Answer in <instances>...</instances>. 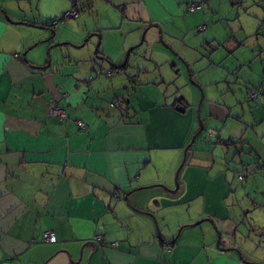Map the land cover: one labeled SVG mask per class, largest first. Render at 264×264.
I'll return each mask as SVG.
<instances>
[{
  "label": "crops",
  "instance_id": "1",
  "mask_svg": "<svg viewBox=\"0 0 264 264\" xmlns=\"http://www.w3.org/2000/svg\"><path fill=\"white\" fill-rule=\"evenodd\" d=\"M194 3L202 8L189 12ZM74 4L84 10L52 24ZM216 6L209 0H0V264L256 263L233 244L235 234L229 249L218 248V235L230 232L227 218L214 232L202 225L203 217H215L211 208L195 216L185 208L188 215H181L192 188L189 168L179 185L165 176L162 158L165 117L187 103L180 97L165 104V93H148L165 81V68L190 69L181 53L202 44L194 34L208 28L207 20L203 45L214 48L208 58L218 56L212 66L220 79L204 121L216 127L244 120L246 137L231 140L238 131L231 126L217 145L228 143L245 173L252 164L264 176V106L248 99L250 87L264 91V0L248 6L229 0L225 20L233 23L223 36L215 29ZM180 34L192 48L180 43ZM231 58L241 60L228 64ZM159 97L163 104L152 100ZM51 104L68 119L50 115ZM174 189L182 191L171 202ZM255 220L249 228L264 234V222ZM46 231L54 243L44 240ZM95 235L103 237L99 245Z\"/></svg>",
  "mask_w": 264,
  "mask_h": 264
},
{
  "label": "rangeland",
  "instance_id": "2",
  "mask_svg": "<svg viewBox=\"0 0 264 264\" xmlns=\"http://www.w3.org/2000/svg\"><path fill=\"white\" fill-rule=\"evenodd\" d=\"M241 1L244 2L246 6L252 3V0ZM209 2L213 6L215 4L217 5L215 9H217L218 17L215 19V24L218 23V25L215 29L218 31V34H220V36H223L225 33L229 35L231 33L229 25L233 23V19L231 18H228L229 20L227 19V21L225 20V14L231 7L228 6L229 0H209ZM206 7L207 6H204L203 9ZM253 19L255 18L250 20ZM205 23H208V28L205 26L206 30L204 29L194 34L197 38L199 37L198 39H202L200 41L202 44L199 45V47H195L193 51L189 52L184 49L181 53L183 57L188 58L186 60L187 65H185L190 67V69L188 70L185 67V72L182 70L181 72H177V69L170 70L169 68H165V81L163 83H158L157 81L152 88L148 89V93L152 95H155L157 92L165 93V97H169L168 99L170 100L166 101L165 98V104L172 103L176 100L179 102L180 97L187 103L186 110L183 112L176 110L177 106L173 107L177 115L171 117V120L165 117V155L162 158V161L165 162V176L168 177L170 181L171 179L175 180L176 177L179 185H183L181 181L183 170L189 168L187 179L190 178L188 184L192 188L188 189L187 193L185 192V198H183L185 201H181L182 204H184L179 206L182 208L181 215H188L186 210H189L188 213L195 216L198 212L206 211L211 208L210 211H212V213L209 214L215 217H203L202 220H205L202 222L203 227L207 226L206 223H208L214 232H216V230L219 232V224L222 220L225 221V218H227L226 224L229 226L228 230H230L228 235H219L218 248L229 249L231 247L232 234H235L232 241L233 244L236 247H244L246 257H256L255 264H260V262L264 264V234L263 232L261 234L258 232L259 230L257 231L255 228L254 230L249 228V226L254 223L253 221L255 219L257 223L264 222V176H261V173L255 171L254 165L252 164L248 165L250 169L245 173L244 167L241 166L242 163H238L237 154L235 158L237 162L235 159L232 160V147L226 146L224 142H221V146H219L216 142V140H226L225 133L230 132L233 127L238 128V131L235 129L233 133L230 132L229 136H234L231 140L234 138H242L241 136L244 138L247 136L250 127L240 123L244 120L240 121L238 126L237 124L232 125L231 122H228L226 125L217 124L215 127V123L211 125L208 119L206 118V121H204L205 117H203V108L205 107L204 105L207 104V98L216 100L214 95L216 92L215 84L220 79L219 77L214 79L215 71L213 72L214 66H212V64L216 62L218 56L215 54L210 60L208 58L211 52L210 50L213 51L214 48H212V46L203 45L205 39H203L202 36L205 35L206 31L210 28V23L207 20H205ZM252 24H254V22H250V25ZM247 29L251 30L253 34L256 33V31H252V27H247ZM237 34L238 33L235 32L234 36ZM180 35H176V38L181 40L180 43L183 44L184 42V47L192 48L191 42L184 41L183 36ZM173 46L178 49L176 43ZM125 58L126 54L124 55L123 61ZM191 59L193 60L191 61ZM262 59V55L255 58L258 62H261ZM239 60L241 59L231 58L228 64H236ZM253 63V65H256V61ZM216 70L220 71L219 68ZM212 74L213 77H211ZM152 79L154 82L158 80L156 76H152ZM127 85L130 86L131 84L127 83ZM203 92L205 93V97H203ZM152 100L158 102L157 104H163L164 102L160 97L153 98ZM231 102L232 101H230V103ZM247 102L248 101H245L246 104H243V107L245 106L244 109L248 107ZM245 117L246 115L244 119ZM240 119H242V115H240ZM249 119L251 120V117L248 118L247 116V121ZM168 130L167 136L166 132ZM172 132H174L173 135ZM177 142H179V148L176 147L178 146ZM247 155L248 154L243 153V163H245L244 161L246 160L244 159ZM244 179L245 183H243ZM176 187L177 186H175V189ZM175 189L173 191L171 190V192L175 194L174 196L170 194L171 202H175L181 195L182 189L179 190L180 192H178V194ZM202 214V216H205L204 213ZM244 215H247V219ZM198 229L199 228H195L192 232L198 231ZM186 231L189 230L186 229L185 232H182V238L188 233ZM240 258L244 260L243 257L240 256Z\"/></svg>",
  "mask_w": 264,
  "mask_h": 264
},
{
  "label": "built area",
  "instance_id": "3",
  "mask_svg": "<svg viewBox=\"0 0 264 264\" xmlns=\"http://www.w3.org/2000/svg\"><path fill=\"white\" fill-rule=\"evenodd\" d=\"M195 9H197V7H195V6H190L188 8L189 11H194ZM64 16L65 17H70V16L74 17V16H76V12L74 10H70L67 13H65ZM198 29L199 30H203L204 29V25L199 26ZM13 56L15 58H19V54L18 53H15ZM96 73H98V71ZM108 74L110 75V72H108ZM248 97L253 102H259L260 101V102L263 103L264 91L260 87H251L249 89V91H248ZM110 106L111 107L117 106V99L113 100L110 103ZM263 106H264V103H263ZM49 114L52 115V116L57 117L60 120L68 119L67 114L65 113V111L58 104H51L50 105ZM77 126L79 128H84V123L82 121H77ZM43 238H44V240L46 242H49V243H54L56 241L55 235L53 234L52 231L44 232L43 233ZM92 241L97 243V244H100V243L103 242V237L101 235H95L92 238Z\"/></svg>",
  "mask_w": 264,
  "mask_h": 264
},
{
  "label": "trees",
  "instance_id": "4",
  "mask_svg": "<svg viewBox=\"0 0 264 264\" xmlns=\"http://www.w3.org/2000/svg\"><path fill=\"white\" fill-rule=\"evenodd\" d=\"M190 6H195V7H197V9H195L194 11H197V10H200L201 8H202V4L201 3H194V4H191V5H189V7ZM76 6H75V4L73 5V8H71L70 10H74L75 12H76V16L79 14V12L81 11H83L84 10V6L83 7H81L80 8V11H78V9L77 8H75ZM188 7V8H189ZM90 8V7H89ZM189 11V10H188ZM194 11H189V12H194ZM65 15V14H64ZM62 16V17H60V18H58V19H55V20H53V25H57V24H59V23H61V22H64V21H66L67 19H69V18H75L76 16H74V17H65V16ZM204 29H205V26H204ZM203 29V30H204ZM197 30H199L198 29V27H197ZM199 31H202V30H199ZM126 63L125 64H123V65H121V66H118L117 68H119L121 71L126 67ZM233 144V143H232ZM235 144V143H234ZM225 145L227 146L228 145V143H226L225 142ZM240 154V153H239ZM237 155H238V153H237ZM235 156H236V154H235ZM233 235L234 234H232V237H231V239L233 238ZM161 244L162 245H164V243H163V241H161ZM174 245H175V241H173V242H170V243H168V246L170 247V248H173L174 247ZM168 249L169 250V253L171 252V249Z\"/></svg>",
  "mask_w": 264,
  "mask_h": 264
},
{
  "label": "water",
  "instance_id": "5",
  "mask_svg": "<svg viewBox=\"0 0 264 264\" xmlns=\"http://www.w3.org/2000/svg\"><path fill=\"white\" fill-rule=\"evenodd\" d=\"M251 88V87H250ZM249 88V89H250ZM249 89H248V91H249ZM250 100V99H249ZM251 101V100H250ZM253 102V101H252ZM176 110H178V111H181V112H183V110H184V108L182 107V106H177L176 107ZM259 167H263V166H259ZM219 238H220V236L218 235V240H219ZM218 240H217V244H218ZM93 242V241H92ZM93 243H95V242H93ZM96 245H99V244H97V243H95Z\"/></svg>",
  "mask_w": 264,
  "mask_h": 264
}]
</instances>
